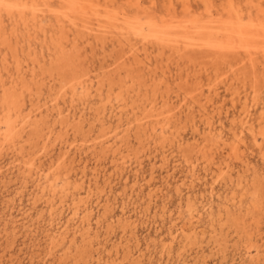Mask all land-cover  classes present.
<instances>
[{
    "label": "bare ground",
    "instance_id": "bare-ground-1",
    "mask_svg": "<svg viewBox=\"0 0 264 264\" xmlns=\"http://www.w3.org/2000/svg\"><path fill=\"white\" fill-rule=\"evenodd\" d=\"M194 1L197 9L192 0H166L165 13L158 17L146 12L140 0H129L125 6L121 5L120 0H0V52L4 50L5 56L11 53L19 65V48L25 52L24 44L28 43L29 53L31 39H39L38 32L33 35L27 30L30 23L39 29L43 39L50 40L49 57H43L42 61L33 58L31 73L34 79H50L51 95L46 104L50 102L55 112V116L51 115L50 109L44 104V109L36 108L38 113L34 114L35 119L31 113L26 118L20 106L24 101L11 91L17 90L16 87H6L1 69L0 91L3 96L0 99V152L1 149L10 148L22 160L20 166L25 167L30 176L36 175L37 190L49 207L57 202L63 205L72 202L75 214H79L82 204L77 205L76 200L87 185L88 166L82 169L80 182L74 183V174L78 176L79 172L71 158L74 150L88 148L93 155L100 157V161L105 158L116 162L118 158V162L125 153L132 151L135 143L147 147L152 141L157 142L166 133H171L184 161L193 169L201 162L204 168L214 171L217 180H222V185L230 195L226 196L218 214L213 208L203 213V208L191 203L188 206L189 222H184L182 215L176 219L171 217L172 241L164 244V250L168 251L170 257L174 256L177 248H183V253L188 249L193 251L192 240L199 236L208 243L213 241L217 250H220L225 236L241 241L248 235L250 242L247 254L259 257L264 252V182L263 174L255 170L248 151L249 143L254 144L264 161V105L260 103V72L264 71V0H243L244 4L241 0H220V3L215 0ZM151 3L154 4V0ZM54 5L58 8L53 9ZM4 19L14 25L23 24L29 37L25 38L23 32L20 33L15 27L8 33L3 27ZM47 19L57 23L52 35L44 30ZM67 29L73 30L76 36L88 38L89 43L100 40L103 48L107 40H111L115 46L117 44L119 54L116 56V68L108 73L109 79L97 75V82H94L87 78L88 75L77 72L65 79L63 73L75 65L71 56L66 57L69 45L65 43L70 41ZM71 43L72 48H75L77 37ZM153 58L155 65L152 64ZM2 61H5L4 69H7V60ZM47 61L55 63V72L45 70ZM171 64L178 66L177 74L167 71L171 69ZM19 77L23 79L24 75L20 73ZM220 78L231 93L232 105L235 108L239 106L230 116L229 136L225 134L224 128L218 130L216 122L206 112L215 105ZM174 81L179 91L172 90ZM26 87L22 86L20 90L31 91ZM55 87H58V91H55ZM248 89L254 94L252 100L246 93ZM206 92L212 98H205L207 102L203 103L202 97ZM28 93L30 103H35L34 94ZM173 93H176V102L172 101ZM69 99L72 104L81 101L85 110L95 102H105L99 108L92 109L94 112L90 111V117L81 115L77 121L76 117L72 118L69 114L70 110L66 112L62 107L69 103ZM196 102L199 104L198 110L193 105ZM184 113L192 116L194 122L193 141L189 145L181 130L176 128ZM44 116L49 119L46 124L41 121L45 119ZM57 126L61 134H66L65 137L59 134L57 140L61 135L65 144L69 143L70 137L73 142L65 147L62 157L56 162L52 161L46 169L43 167L46 150L36 148L42 142L44 146L49 145ZM186 147L191 152H186ZM166 153H163L164 165L170 162L171 155ZM107 181L111 184L113 177ZM98 183L99 180L94 185ZM92 186L90 182L89 197L94 195ZM106 202L109 203L110 199ZM86 210L88 207H84ZM205 215L210 218V226L201 229L199 223ZM83 224V227L90 226L86 218ZM123 233L124 240L118 249L122 246L123 254H126L131 249L125 243L129 240L128 230L125 229ZM80 238L84 247L92 252L86 256L87 260H83L86 250H81L84 247L78 246L76 238L68 252L74 264H88L92 260L95 264H105L104 251L113 253L106 241L102 250L98 249L94 254L96 243L95 239H91V233L85 232ZM177 242L180 245L174 246ZM57 247L52 248V252L55 253ZM118 249L116 256L111 257L114 262L119 261L122 255ZM144 259L145 255L142 254L138 262L143 264ZM120 264L135 263L133 257L129 256Z\"/></svg>",
    "mask_w": 264,
    "mask_h": 264
},
{
    "label": "rangeland",
    "instance_id": "rangeland-1",
    "mask_svg": "<svg viewBox=\"0 0 264 264\" xmlns=\"http://www.w3.org/2000/svg\"><path fill=\"white\" fill-rule=\"evenodd\" d=\"M140 1L145 11L149 14L152 13L158 17L164 15L166 0H154V4L151 3V0ZM192 1L197 9L195 1ZM215 1L220 3V0ZM126 2H129V0H120L121 5L125 6ZM241 2L244 4L243 0H241ZM54 8L57 9L58 7L54 5L53 9ZM3 27L8 33H11L13 27H15L20 33L23 32L25 38L29 37L26 34L27 30H30V33L33 35L38 32L39 39L34 40L32 38L30 41L31 51H29V53H27L28 43L24 44L26 48L25 52H22L19 48V65H17L16 61L13 59L11 53L5 56L4 50L0 52V70L2 69L1 75L3 82L6 84L7 88L16 87L17 90L12 89L11 91L14 92L18 99L21 97L24 101L20 104L24 111L23 115H26L27 118L31 113L30 115L35 119L36 115L34 114L38 113L37 109L44 107L51 93L49 91L50 84L48 83L50 79L44 81L41 77L36 79L33 78V73L31 72L34 62L31 60L37 57V59L42 61L43 57H49L50 40L43 39L42 33L35 27L34 23H30V26L26 30L23 24L19 23L18 25H14L11 21L4 19ZM44 27L48 35H52L57 27V23L53 19H47L44 22ZM67 33L69 34L70 41L65 43L67 46L69 45L66 57L71 56L70 58H72L75 65L66 69L67 72L63 73L65 79H68L69 75L76 72L82 75H88L87 78L94 82H97V75H101L103 79H109L110 71H114L116 68V56L119 54V47L117 44L115 46L111 40H107L108 42L104 45L105 48H103V44H100V40H93L89 43L88 38L81 35L76 36L73 30L67 29ZM75 37H77V46L72 48L71 40ZM3 58L8 62L7 69H4L5 61H2L4 60ZM105 59L107 61H105ZM154 59L155 58H153L152 64L155 65L156 62ZM262 63H264V61H262ZM55 67L56 65L54 62L51 64L50 61H47L45 64V70L49 73L55 72L57 70ZM170 68L171 69H167V71L171 70L172 74L178 73V66L171 64ZM36 69L38 71L39 67ZM20 73L24 75L23 79L25 82L19 77ZM159 73H161V71ZM260 76V103L264 105L263 70H261ZM205 83L207 82L205 81ZM218 85L219 95L216 97L217 100L215 105L209 107L206 112L208 116L216 122L218 130L224 128L225 134L229 136L231 134L232 121V117L230 118V116L234 111H237L236 109H238L239 106L235 108L232 105L231 93L227 91V85L221 78L219 79ZM22 86H27L26 88L28 90L31 89V91L20 90ZM238 87L239 86H236V88ZM172 90L174 92L179 91L178 84L175 83V81L172 84ZM55 91H58V87H55ZM28 92L34 94L35 103H30V95ZM246 93L247 95L249 94V99L252 100L254 97L252 91L248 89ZM2 96L3 92L0 91V99ZM210 97L212 98V96L206 92L205 96L202 97L204 99L203 103L207 102L205 98L210 99ZM172 98L173 102L177 101L176 93H173ZM68 102V104L62 105L63 109L66 112L70 110L71 113L69 114H71V117H76L78 121L81 115L86 114L87 117H90V111L93 113L94 111L92 109L95 110L99 108V106L104 105L105 101L102 103L100 101L101 104L95 102L86 110L79 100L74 104L70 103V99ZM193 105L197 110L199 109V104L197 102L193 103ZM46 106L53 112H50V114L54 115L55 112L52 110V104L49 102ZM196 114L199 113L197 112ZM182 116L181 123L177 125L176 128L181 130L183 136L186 138V144L189 145L193 141L194 122L192 121V116H187L186 113ZM44 118L46 120L42 118V124H46L47 121H49L46 116H44ZM49 118L52 119V117ZM38 119L40 120V118ZM73 121L74 119H72V122ZM50 124H53V122ZM201 128L204 129V126L202 125ZM53 134L54 136H52L49 145L44 146L42 142L36 148V150H46L47 157L45 159L43 158L45 163L43 167H46V169L50 167L52 161H58L66 151L65 147L71 145L73 142L72 137H70L68 144L63 142L61 135L65 137L66 134H61L59 126L56 127ZM59 134L61 135L57 140ZM44 142L47 144V141ZM164 151H167V155H171L168 165H164L163 162V157L165 156V154H163ZM73 152L71 153V158L73 159L76 169L79 171L77 173L78 176L74 174V183L80 182L83 176L82 169L86 165L88 166L87 185L76 200L77 205L82 204L79 214H75L72 202L65 203L64 205L61 202H57L53 207H49L46 199L41 198L37 190V181H35L36 175L34 176L31 174L30 176L29 172H26V168L20 166L22 160L16 156L10 148H6L5 150L1 149L0 264H74L73 259L68 254L69 249L76 238L78 240V246L81 248L84 247L85 244H83L80 237H82L85 232L91 233V239H95L96 247L94 248V254L97 253L98 249L102 250L105 242H108H106V244L109 245V250L113 253L109 254L107 251H104L105 264H107V262H109L108 264H120V262H123L126 257L129 256L133 257L135 264H141L138 262V259L142 254L145 255L143 264H264V252H262L259 257H257L256 254H253V256L247 254V246L250 242V237L248 235H245L241 241H238V239L234 237L227 238L225 236L226 239H224L223 247H218L220 250H217L216 244L213 241L212 243H208V241L200 236L192 240L193 251L188 249L183 253V248H177L174 251V256L172 255V257H170L168 251L164 250V244L171 243L172 241L171 231L173 222L170 220L171 217L174 216L176 219V217L182 215L183 221L189 222L188 206L191 203H195L203 208V213L213 208L214 212L218 214L223 207L226 196L230 195L222 185V180H217L214 171L204 168V164L201 162L193 169L190 164L184 161L181 151L176 144V139L171 133H166L162 138H159L157 142L152 141L147 147L135 143V147L132 151L130 153H125L123 156L124 158H121L118 162V158L116 162H113L112 159L105 160L104 157V159L101 158L102 161H100V157L93 155L88 148L87 150H74ZM186 152H191L188 147H186ZM248 154L254 164L253 166H255V170L263 174L262 181L264 182V161L261 153L254 144L249 143ZM120 157L121 156H119V158ZM18 159L20 160L19 162ZM111 176L113 177V181L110 184L107 179ZM97 180H99V183L95 186L94 184ZM90 182L94 190V195L91 197L88 195ZM108 199H110L109 203L106 202ZM83 206L88 207V210L84 211ZM165 208L166 211L164 210ZM107 217H109L108 220ZM85 218L90 223L89 227H83V219ZM183 221H180V223ZM209 223L210 218H206L205 215L203 220L199 223V226L203 229L209 227ZM109 227H114L115 229H109ZM125 229L128 230L127 239H129L125 242L126 247L130 246L131 249L130 252L123 254L122 246L119 249L118 247L124 240L123 232ZM87 244L88 243H86V246ZM178 245H180V242L179 244L178 242L174 243V246ZM56 246H58V250L54 253L52 252V248ZM117 249L122 251V255L119 261L114 262L111 257L116 256ZM81 250H86L83 260H87L86 256H89L92 251L87 250L86 247ZM88 264H95V261L92 260Z\"/></svg>",
    "mask_w": 264,
    "mask_h": 264
}]
</instances>
